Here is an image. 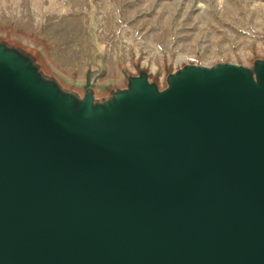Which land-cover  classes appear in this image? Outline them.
I'll return each mask as SVG.
<instances>
[{
    "label": "water",
    "instance_id": "water-1",
    "mask_svg": "<svg viewBox=\"0 0 264 264\" xmlns=\"http://www.w3.org/2000/svg\"><path fill=\"white\" fill-rule=\"evenodd\" d=\"M0 264H264V59L95 100L0 41Z\"/></svg>",
    "mask_w": 264,
    "mask_h": 264
},
{
    "label": "rangeland",
    "instance_id": "rangeland-1",
    "mask_svg": "<svg viewBox=\"0 0 264 264\" xmlns=\"http://www.w3.org/2000/svg\"><path fill=\"white\" fill-rule=\"evenodd\" d=\"M0 41L103 100L139 71L161 88L186 64L264 59V0H0Z\"/></svg>",
    "mask_w": 264,
    "mask_h": 264
}]
</instances>
